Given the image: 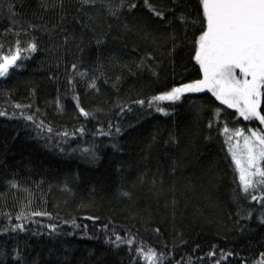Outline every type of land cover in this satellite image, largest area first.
<instances>
[{
    "label": "trees",
    "instance_id": "trees-1",
    "mask_svg": "<svg viewBox=\"0 0 264 264\" xmlns=\"http://www.w3.org/2000/svg\"><path fill=\"white\" fill-rule=\"evenodd\" d=\"M106 2L96 0L94 6L81 8V0H0L4 49L14 46L17 32L22 44L30 39L38 44L36 53L18 62L21 67L0 78V110L8 113L0 117V264H137L135 247L141 241L166 252L165 264H258L264 253V209L251 201L236 203L237 184L222 135L225 120L230 128L249 122L239 118L237 124L227 117L234 110L210 93H200L175 107L161 101L167 116L154 110L151 115L128 114L120 121L118 151L111 147L112 139L98 135L99 127L107 130L113 115L109 110L118 100L138 91L150 97L164 90L146 74H132L145 52L161 62L168 81L195 74L188 56L191 45L185 40L186 31L191 40L193 29H186L180 19L184 16L190 24L197 0H149L165 13L163 20L144 0H111L113 7L122 5L116 17L108 14ZM173 36L178 47L170 56ZM73 63L89 73L102 65L98 93L78 77L73 92L67 81ZM74 96L86 110L104 111L97 119L81 117ZM17 103L31 105L24 111L34 113L37 122L43 120L52 133L38 136L12 107ZM200 105L204 111L198 112ZM217 106L222 109L219 127L210 114ZM209 120L214 121L211 130ZM63 131L70 136L57 135ZM170 133L178 136V146L165 143ZM87 148L96 151L97 159L85 154ZM172 158L180 164L174 178L168 169ZM153 179L157 189L163 179L162 191L153 190ZM12 182L19 187L13 189ZM123 191L131 198L122 196ZM241 208L251 211V217L238 216ZM20 211L50 215L23 221V232L3 231L20 223L15 220ZM113 229L122 236L134 235L131 250L107 242ZM212 251L215 257L208 255Z\"/></svg>",
    "mask_w": 264,
    "mask_h": 264
},
{
    "label": "snow or ice",
    "instance_id": "snow-or-ice-1",
    "mask_svg": "<svg viewBox=\"0 0 264 264\" xmlns=\"http://www.w3.org/2000/svg\"><path fill=\"white\" fill-rule=\"evenodd\" d=\"M96 0H81V8L85 6L95 5ZM149 10L161 20L165 18V13L153 7L149 0H144ZM106 11L109 15L117 16V10L122 5L113 7L111 0H107ZM135 4H129V8H135ZM17 23L13 21V24ZM180 23L185 28L193 29L192 38L189 41L187 31L185 40L191 45L188 52L189 62L192 63L194 75L187 78H181L176 81L174 78L168 81L162 76L161 62L156 59L152 52H145L139 57V61L135 63L136 71L133 75L146 74L148 80L153 85H159L164 90L158 94L146 96L141 92H137L136 96H128L126 99L118 100L113 109V115L108 119L107 130L103 127L98 128V135L108 137L113 140L111 147L119 150L117 138L122 134L120 121L128 114L134 111L151 115L154 110L165 116L169 115L168 109L161 106L160 102H168L169 107H175L187 100H192L195 94L210 93L220 105L226 109L234 110L227 113L228 118H235L239 124V118L249 122L244 127L233 125L231 128L225 120L222 127V135L224 136V144L227 146V156L230 157V166L234 173V183L237 189H234V199L238 205L244 201L255 202L264 209V0H197L196 15L191 19L181 17ZM127 27V26H125ZM145 39L147 34H143ZM15 44L9 45L5 50L4 45L0 43V78L8 76L10 70L21 67V63L28 59L32 54L38 51V44L35 39L23 42L19 39V32L16 33ZM173 44L169 50V55L175 54L178 45L175 43V36L172 37ZM68 37H65L67 43ZM101 39L97 38L96 43L99 45ZM79 47V45H78ZM83 49H81V52ZM137 49L133 48V52ZM116 61V58H113ZM72 72L67 77L69 85L75 84L77 77L86 83L87 89L99 92L98 80L104 73L101 71L102 65H98L97 69L89 73L88 70L81 71L77 63L71 65ZM105 78L104 83H107ZM115 87V85H114ZM117 91L119 89L117 88ZM77 100L76 108L79 116L86 119H97V115L103 112V109H97L96 112H90L81 106L78 96H74ZM14 109H18L19 115L26 121L30 122L38 136H43L45 131L51 134L53 129L46 126L43 120L37 122L34 113L24 111V108H31V105L22 106L14 104ZM58 109L60 105H57ZM198 112L204 111V106L200 105ZM37 111H39L37 109ZM222 109L215 107L210 110V114L215 118V122L219 127ZM6 111L0 110V117L7 116ZM12 116L16 115L13 111ZM115 121V122H113ZM258 122V124H256ZM99 123V121H98ZM131 126V125H130ZM214 121L209 120L207 128L213 129ZM113 129L115 130L113 132ZM83 133L84 128L77 129ZM57 135L65 138L70 136L67 131L57 132ZM71 135H75L72 133ZM211 139L209 135L206 137ZM173 147L178 146L180 141L175 133L169 134V139L165 141ZM85 154L91 159H97L96 151L93 148L84 149ZM227 158V157H226ZM180 164L176 158L171 159L168 165L171 177H175ZM163 176V173H161ZM13 189H17L19 185L15 182L11 183ZM164 187V181L161 179L160 188H156V181L153 179L152 188L159 192ZM174 190L175 184L172 185ZM122 196L131 198L129 192H121ZM30 205V201L25 207ZM173 215H175L176 200H172ZM8 215L7 213L5 214ZM46 211H31L25 214L20 211L16 214L15 220L20 223H11L6 226L5 232H23L26 230L23 221L30 220L33 216H49ZM238 216L250 218L252 213L247 208H241L237 212ZM89 219H94L89 217ZM264 222V218H262ZM51 231H56L55 225L48 226ZM106 227V226H105ZM156 233L160 232L159 227L155 228ZM114 237V239L112 238ZM108 243L113 246H126L131 250L135 244L133 234L126 232L123 236L118 234L114 229L111 232ZM166 247V246H165ZM136 258L139 261H145L146 264H165L167 253L159 251L151 245L147 247H135ZM17 255H19L17 253ZM210 257H215L214 251L209 252ZM227 255H233L228 253ZM225 253L221 252V257ZM262 259L258 264H264V253L261 254ZM167 264H171L168 260ZM215 264H221L220 260H216Z\"/></svg>",
    "mask_w": 264,
    "mask_h": 264
}]
</instances>
